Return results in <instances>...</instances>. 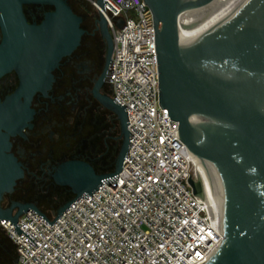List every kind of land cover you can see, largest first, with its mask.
I'll return each instance as SVG.
<instances>
[{
    "label": "water",
    "instance_id": "obj_1",
    "mask_svg": "<svg viewBox=\"0 0 264 264\" xmlns=\"http://www.w3.org/2000/svg\"><path fill=\"white\" fill-rule=\"evenodd\" d=\"M214 0H144L153 14L159 76L160 106L179 124L177 134L194 160L208 173L220 210L223 241L206 264H264V0H239L224 16L190 26H178L179 16ZM54 7L40 25L28 24L23 6ZM98 26L106 41L104 70L94 97L112 112L120 127L121 147L112 172L99 174L81 161L60 165L53 179L73 194L50 223L32 204H18L14 215L1 209L6 193L23 178L22 165L9 153V136L0 127V224L18 225L29 211L52 226L79 198L87 199L105 184L114 183L123 170L131 133L125 105L102 93L114 49L105 5L97 0ZM0 77L22 61L34 60V70L21 92L30 97L52 88V72L70 56L85 34L82 18L68 0H0ZM124 24L119 21L118 28ZM13 129L16 130V127ZM11 130V129H10ZM197 196L204 185L189 181Z\"/></svg>",
    "mask_w": 264,
    "mask_h": 264
},
{
    "label": "built area",
    "instance_id": "obj_2",
    "mask_svg": "<svg viewBox=\"0 0 264 264\" xmlns=\"http://www.w3.org/2000/svg\"><path fill=\"white\" fill-rule=\"evenodd\" d=\"M104 1L117 11L105 5L114 41L106 86L130 124L123 170L52 226L36 212L23 214L17 225L39 247L2 221L16 247L14 264H206L223 241L220 219L202 166L160 106L153 14L144 0ZM91 3L99 16L97 0ZM200 178L202 197L189 182Z\"/></svg>",
    "mask_w": 264,
    "mask_h": 264
},
{
    "label": "flooded vegetation",
    "instance_id": "obj_3",
    "mask_svg": "<svg viewBox=\"0 0 264 264\" xmlns=\"http://www.w3.org/2000/svg\"><path fill=\"white\" fill-rule=\"evenodd\" d=\"M92 1L68 0L73 12L82 18L85 34L81 45L52 72L54 82L49 91L37 92L32 97L25 91L16 99L32 75L33 59L22 61L18 68L0 77L1 132L9 136V153L24 172L14 190L4 194L1 201V209L13 215L19 210L18 204H32L45 217H53L72 199L70 189L58 186L53 179L63 163L85 162L99 174L114 169L118 153L110 146L113 138L100 132L96 121L99 111H108L93 95L104 70L107 46L99 30L97 13L91 8ZM51 12L54 7L49 5L23 6L30 25H40ZM3 39L0 24V46ZM102 93L112 98V90L106 84ZM3 237L6 232L0 224V239Z\"/></svg>",
    "mask_w": 264,
    "mask_h": 264
},
{
    "label": "bare ground",
    "instance_id": "obj_4",
    "mask_svg": "<svg viewBox=\"0 0 264 264\" xmlns=\"http://www.w3.org/2000/svg\"><path fill=\"white\" fill-rule=\"evenodd\" d=\"M239 0H214L212 3L198 9L183 12L179 16L178 26H190L193 24L206 23L224 16L231 11ZM205 174L206 191L211 199V203L216 208V215L220 219V210L216 204L213 190L211 187L210 177L208 173ZM221 221V220H220Z\"/></svg>",
    "mask_w": 264,
    "mask_h": 264
},
{
    "label": "trees",
    "instance_id": "obj_5",
    "mask_svg": "<svg viewBox=\"0 0 264 264\" xmlns=\"http://www.w3.org/2000/svg\"><path fill=\"white\" fill-rule=\"evenodd\" d=\"M98 129L100 132H106L113 138L110 146L116 153L121 147L119 122L108 111H99L96 115ZM92 119V118H90ZM16 260V247L8 237L0 239V264H14Z\"/></svg>",
    "mask_w": 264,
    "mask_h": 264
},
{
    "label": "rangeland",
    "instance_id": "obj_6",
    "mask_svg": "<svg viewBox=\"0 0 264 264\" xmlns=\"http://www.w3.org/2000/svg\"><path fill=\"white\" fill-rule=\"evenodd\" d=\"M91 8H93V7H91ZM6 237H8L7 234H6Z\"/></svg>",
    "mask_w": 264,
    "mask_h": 264
}]
</instances>
